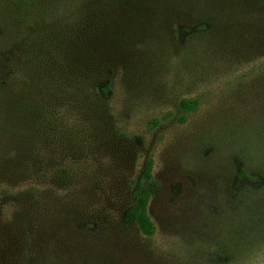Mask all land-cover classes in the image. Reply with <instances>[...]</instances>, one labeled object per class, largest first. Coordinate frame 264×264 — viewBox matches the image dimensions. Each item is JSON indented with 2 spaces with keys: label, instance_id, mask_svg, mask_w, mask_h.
<instances>
[{
  "label": "rangeland",
  "instance_id": "rangeland-1",
  "mask_svg": "<svg viewBox=\"0 0 264 264\" xmlns=\"http://www.w3.org/2000/svg\"><path fill=\"white\" fill-rule=\"evenodd\" d=\"M127 2L55 11L111 34L103 102L63 30L0 8V264H264V31L217 0ZM148 157L150 237L123 218Z\"/></svg>",
  "mask_w": 264,
  "mask_h": 264
},
{
  "label": "trees",
  "instance_id": "trees-1",
  "mask_svg": "<svg viewBox=\"0 0 264 264\" xmlns=\"http://www.w3.org/2000/svg\"><path fill=\"white\" fill-rule=\"evenodd\" d=\"M0 4L2 11H8L13 23L29 19L30 23L36 25L37 35H41L46 40L57 43L58 29L63 30L60 34L62 42L67 45V56L70 66L74 69V76L79 83L90 81V91L95 101L103 102L111 89V81L107 79V67L104 65L102 51L106 50V42L109 40V31L106 36L101 35V25L88 26L92 21L84 18L81 28L69 35L68 23L56 19L55 11L59 6L74 8L76 6L83 14L88 13L94 6L103 7L109 5L111 0H3ZM114 6L125 7L129 2L123 3L112 0ZM218 14L221 16L222 23H233L240 25L250 23L254 32L264 31V0H217ZM118 17H113L109 22L103 24L116 23ZM118 23L120 20L117 21ZM95 24V22H93ZM101 24V23H98ZM103 26V25H102ZM104 31V30H103ZM97 54V55H95ZM1 71V67H0ZM92 76V80H90ZM179 108L183 112H189L197 107L195 99L183 98L179 101ZM158 119H152L150 125L156 126ZM153 159L148 157L143 168L134 183L132 189V202L124 213V221L133 223L137 229L145 236L150 237L154 234L155 226L150 219L147 206L150 195L154 190L155 184L152 175ZM80 235L87 232L86 228L77 231Z\"/></svg>",
  "mask_w": 264,
  "mask_h": 264
}]
</instances>
